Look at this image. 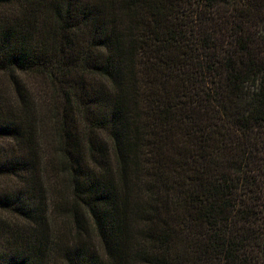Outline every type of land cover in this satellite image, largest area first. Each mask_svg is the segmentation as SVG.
<instances>
[{
  "label": "trees",
  "instance_id": "trees-1",
  "mask_svg": "<svg viewBox=\"0 0 264 264\" xmlns=\"http://www.w3.org/2000/svg\"><path fill=\"white\" fill-rule=\"evenodd\" d=\"M0 264H264V0H0Z\"/></svg>",
  "mask_w": 264,
  "mask_h": 264
}]
</instances>
